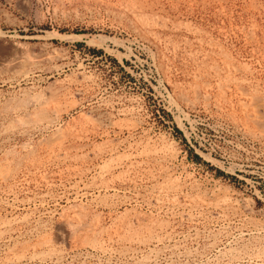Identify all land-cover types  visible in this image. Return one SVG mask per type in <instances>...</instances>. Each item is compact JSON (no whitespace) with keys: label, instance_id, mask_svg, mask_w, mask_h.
<instances>
[{"label":"rangeland","instance_id":"1","mask_svg":"<svg viewBox=\"0 0 264 264\" xmlns=\"http://www.w3.org/2000/svg\"><path fill=\"white\" fill-rule=\"evenodd\" d=\"M260 102L264 0H0V264H264Z\"/></svg>","mask_w":264,"mask_h":264},{"label":"bare ground","instance_id":"2","mask_svg":"<svg viewBox=\"0 0 264 264\" xmlns=\"http://www.w3.org/2000/svg\"><path fill=\"white\" fill-rule=\"evenodd\" d=\"M60 36H62V35H60ZM63 37V36H62ZM25 57V56H24ZM31 61V60H30ZM29 61V62H30ZM38 61V60H37ZM35 62V61H34ZM33 62V65L35 64ZM25 63V62H24ZM30 65H32L31 63H30ZM28 67H29V65H28ZM234 67V66H233ZM228 74V73H227ZM240 87V86H239ZM199 90V89H198ZM244 93V92H243ZM32 102V101H31ZM36 102V101H35ZM23 104V103H22ZM47 104V103H46ZM255 104V103H254ZM259 104H262L261 102L259 103ZM9 105H10V103H9ZM14 105V104H13ZM42 105V104H41ZM48 105V104H47ZM250 105V104H249ZM253 105V104H252ZM15 106V105H14ZM254 106V105H253ZM258 106H261V105H258ZM262 106H263V113H262V115H258L260 118H262L261 116H263V114H264V105L262 104ZM41 107V106H40ZM45 106H43V108H44ZM1 108V107H0ZM254 108H256V107H254ZM262 108V107H261ZM10 109V108H9ZM46 109V108H45ZM4 110V109H3ZM42 110V109H41ZM255 110V109H254ZM14 112V111H13ZM35 112V111H34ZM247 113V112H246ZM39 114H40V112H39ZM29 115V114H28ZM45 115H47L46 113H45ZM50 116V115H49ZM247 116V115H246ZM23 117V116H22ZM25 118V117H24ZM28 119H29V116L27 117ZM35 118V117H34ZM33 118V119H34ZM41 118H42V120H43V118H44V112L42 111V113L40 114V120H41ZM253 118V117H252ZM260 118H258V119H260ZM264 118V117H263ZM21 119V118H20ZM23 119V118H22ZM21 119V120H22ZM26 119V118H25ZM37 119H39V118H37ZM31 121V120H30ZM34 121H37V120H33V122ZM44 121V120H43ZM47 121V120H46ZM256 121V120H255ZM262 121V120H261ZM263 121H264V119H263ZM48 122H50V121H48ZM48 122H47V124H48ZM258 122L260 123V121L258 120ZM22 123H24V122H22ZM21 123V124H22ZM32 123V122H31ZM41 123V122H40ZM37 124H38V122H37ZM256 124V123H255ZM28 125V124H27ZM32 125V124H31ZM259 127V126H258ZM7 129V128H6ZM72 137V136H71ZM54 139V138H53ZM24 148V147H23ZM67 149V148H66ZM11 153V152H10ZM5 156V155H4ZM76 159V158H75ZM132 167V166H131ZM0 171H2V170H0ZM10 173V172H9ZM0 174H2V173H0ZM8 174V173H7ZM45 174V173H44ZM6 175V174H5ZM9 175V174H8ZM3 178H4V176H3ZM7 178V177H6ZM9 178V177H8ZM5 179V178H4ZM44 179V178H43ZM159 202V201H158ZM73 224V223H72ZM67 227H69L70 226V224H67L66 225ZM17 228V227H16ZM70 228H72V227H70ZM75 232V231H74Z\"/></svg>","mask_w":264,"mask_h":264}]
</instances>
